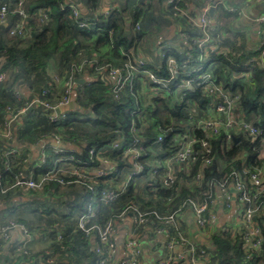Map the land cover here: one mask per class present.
<instances>
[{"label":"crops","instance_id":"obj_1","mask_svg":"<svg viewBox=\"0 0 264 264\" xmlns=\"http://www.w3.org/2000/svg\"><path fill=\"white\" fill-rule=\"evenodd\" d=\"M139 1L146 2L149 5V10L138 23V27L145 32V36L134 52L145 61L149 69L157 66L161 68V60L157 56L159 48L165 47L171 51L173 50L175 53L186 49V43L180 38L182 22L171 15L167 4L168 0H98V6L95 11L87 7L85 0H62L64 4H73L91 26L94 25V20H96L98 13L102 10L114 11L126 6L128 9L127 15L131 17ZM184 1L187 13L192 19L198 18L200 10L207 6L211 7L215 1H221L224 6L244 7L245 15L243 16H234L227 13L224 6L220 9H213L211 21H213V26L216 29L213 32V37L216 34L221 35L219 48L229 49L228 45H231V43L237 44L243 39L247 51L251 53L255 51L257 41L261 37V27L255 22V19L264 12V2L262 0ZM16 19L17 17H8L4 22H0V73L4 72V70L13 71L9 69L13 66L7 64L5 55L1 52H5L13 45L12 41H9L10 38L7 31ZM151 21L152 24L150 25ZM73 33H76V30L68 28L66 30V39H69ZM31 37H33V30L30 27L29 36L26 37L25 42H29ZM15 48L16 50H20L22 49V45H17ZM59 56L58 54L47 62L44 76L36 73V75L31 74V78L21 76L14 79L12 92H14V95L18 94V99L12 103L14 111L20 112L44 88H48L47 101L51 105L62 98L64 81L68 70L67 66L59 64ZM216 67L217 62L215 61L213 69ZM241 75L244 76V73ZM11 80L12 78L5 80L2 83L5 84L3 86L7 88L9 84L11 85ZM92 82H96V84L91 85ZM110 82L111 80L104 74H97L95 71L86 70L83 74L77 75L70 98L71 104L74 103L76 106L72 111L82 113L85 118L92 119L93 114L90 111V106L87 104L91 99H103L105 100L104 106L107 107L111 103ZM3 89L0 88V158L5 150L11 148L18 149L20 155L12 158L13 170H22L25 175L32 177L33 171L38 168L39 164L43 163L47 158H52V156L54 157L52 159L54 167L56 157L53 153V142H60L62 147L60 149L63 150H73L77 153L80 151L84 144L80 140L63 141L58 137L57 141H54L55 129L51 128L47 119L48 111L42 109L40 106H33L24 113H20L10 126V137L5 138L3 124L8 117L7 105L10 104V99H8V94H3ZM123 97L132 100L134 106H139L142 110L150 106L151 100L154 98L145 80L143 78L139 79L138 76L133 82L132 90L126 89ZM172 98L174 100L173 103H175L176 99ZM206 100L207 105L201 111L202 113H200L204 117L214 118L213 100L210 98ZM188 104L189 107H194L190 102ZM234 114L237 115V112L234 111ZM142 121L143 126H146L147 122L144 119ZM77 126L85 127L81 124ZM184 137L176 135L173 140L182 142ZM111 143L98 150L100 158L111 162L105 164L100 160H95L96 163L93 165L95 168L101 167L106 170L112 167L113 164L117 169L119 168V173L115 179L107 177L104 178L103 183L101 182L104 189L112 188L115 185L117 187L122 185L126 175L134 169L133 162L127 155L123 154V161L119 159L121 163L118 160H112L111 154L115 150L111 149ZM160 153L159 145L153 142L147 148L146 155L145 151H143V157H146L138 163L140 165L144 164L146 167V169L142 167L141 174L143 170L144 173L142 175L139 174L128 185L126 191L110 205H102L97 200L94 202L91 200L87 203V189L79 185L63 187L49 183L42 190L23 192L20 189H14L8 191L6 195L0 193V224L18 222L28 228L32 237L29 250L33 256V264H46L41 258V255L46 251H53L55 254V260L52 264H84L82 254L85 257L91 254L93 251V241L84 238L77 231L76 223L80 214L86 211L89 204H92L91 206L95 210L98 220L102 222L106 217L119 212L124 209L126 204L132 202L127 201L128 196L121 197L130 186H132L134 194L138 196L141 202L156 203L160 202V199L156 195L160 179L162 180L168 173L176 176V178L180 176V178H186V166L171 164L169 167H166V158H159ZM21 155H25L27 161L21 160ZM59 165L62 168H69L70 166L66 162H60ZM159 166L161 167V174L157 176V180H154L150 176L149 171ZM11 177L10 173L2 176L3 187L9 185ZM189 182L186 181V184L189 185ZM214 194L216 202L210 208L212 217L204 230H200L196 226L193 214L188 208H184L180 212L178 227L181 234L186 236L191 244L207 251L206 257L198 254L189 255L186 264H203L205 262L208 264H218L216 250L211 242L212 235L225 230L228 238L234 240V237L238 233L240 217L236 200L232 197L229 202H226V200L223 201V198L216 191ZM141 202L139 206L143 210H149L148 208L150 207H146ZM155 229L156 226L153 222H148L145 225L136 224L133 222L130 214L116 220L111 236L116 247V257L114 260H118L121 256H124L126 253L125 243L131 239L136 240L140 246L137 264H158L159 261L167 258L170 251L164 247L166 236L156 235ZM172 233H175L174 230H172ZM57 235L64 236L62 248L56 242L55 237ZM8 237V242L2 243L0 241L2 244L0 246V254L2 257L5 256V258L0 257V261L6 260L4 264H13L15 258L11 254V249L22 240V234L19 229H12L9 231ZM171 264L179 263L172 259Z\"/></svg>","mask_w":264,"mask_h":264},{"label":"built area","instance_id":"obj_2","mask_svg":"<svg viewBox=\"0 0 264 264\" xmlns=\"http://www.w3.org/2000/svg\"><path fill=\"white\" fill-rule=\"evenodd\" d=\"M179 0H168L167 4L171 7V15L175 19H186L187 24L195 27L199 31V37L188 38L185 33H180V38L186 43L190 41L192 47L197 50L195 58H191L187 48L183 51H177L178 55H182L184 60L178 62L176 57L171 55V51L165 47L159 48L157 56L163 62L164 70L160 72L158 66L149 69L145 61L134 54V50L130 49L127 53L130 59H127L119 66H111L110 64H100L94 67L97 74H104L110 82V96L115 102H119L123 98V94L128 89L132 90L134 80L137 78L138 73H142V78L145 80L149 87V91L154 98L166 99L171 96L176 99L175 104L181 105L185 91L191 90L192 92L201 89L204 97L213 100V113L214 118L204 117L197 118V126L200 127L208 136H213L219 130L225 131L226 139L228 142L234 141V136L238 131H244L250 136L260 134V130L252 123L239 119L234 111L239 104V94H231L227 90H223L218 86L211 74L215 58L220 56L227 57L230 53L229 49L219 48L220 34L214 35L216 30L213 26L212 18L209 16V9H220L224 6L221 1L213 2L212 6L205 7L200 10L198 18L192 19L187 13V10L180 8L177 3ZM24 1L18 0L14 7L10 9L8 4L0 5V22H4L8 18L9 12H12L17 19L11 25L9 36L12 38H25L27 34L26 13L24 11ZM227 13L243 16L245 15L244 7L224 6ZM62 11H68V18L72 24L81 30L89 29L92 26L81 16L79 10L73 4L60 5ZM109 10H102L98 13L99 16H107ZM37 16L41 22L47 23L48 17L45 10H38ZM255 22L261 27V37L257 41L256 50L259 51L256 57H246L242 60L241 64L249 72L255 68L264 69V12L257 16ZM139 27L137 26V29ZM238 44V43H237ZM92 61L82 60L78 64H71L69 73L64 81V92L62 98L51 105L47 101L46 92H41L36 98L31 100L27 106L20 110L14 111L12 108L7 107L8 117L4 121V137H10V126L17 119L20 113H24L33 106H40L42 109L48 111L47 119L49 122L61 120L65 116L64 113H56L59 107L68 106L71 104V95L75 78L81 74L86 66L92 65ZM246 76V73H244ZM7 79L6 72L0 73V84ZM18 99V94H15ZM133 115L141 118L138 109L133 110ZM196 112L189 113V118L195 116ZM198 115V113H197ZM142 119V118H141ZM132 140L129 145L124 148L123 154L133 162V171L129 172L122 185H115L112 188H103L100 181L104 178L111 177L115 179L118 169L113 164L108 170L93 165H79L76 157V151H66L60 148H53L54 156L56 157L54 167L47 173L40 175L38 179L28 177L22 170L12 169V158L20 155V151L16 148L7 149L3 152L0 158V193L6 195L8 191L20 189L23 192L31 190H42L49 183H56L59 186L68 187L72 185L83 186L87 191L92 192V202L98 201L102 205H110L115 202L118 197L123 194L128 185L132 183L135 178L141 174L142 166L138 163V159L143 156V139L140 136L141 132L133 123L131 126ZM182 142L174 143L177 149L170 154L165 161V166L169 167L171 164H177L187 167L186 174H190L195 162L198 160L200 154L205 156L203 158L204 165L210 164L211 160L206 156L209 153V144L207 140L200 141V152L195 151L193 144L196 142L194 137L190 134L183 135ZM57 137L54 136V141ZM165 139V135L161 131L155 134L154 144L160 145ZM112 150L121 151V142L114 141L110 145ZM99 151L90 149L88 151L91 160H100L105 164L111 161H105L98 156ZM260 158L264 159V144L260 151ZM21 160L27 161L25 155H21ZM60 162H66L69 168L59 167ZM161 167H155L149 171L150 176L155 180L159 175ZM7 172L12 175L9 185L3 187L2 173ZM231 181L228 183L220 181L215 184V190L222 198L223 201L229 202L233 197L238 205L240 228L238 230L241 239V248L247 259L251 255H258L261 251L262 238L260 230L257 226L255 218L259 215H264V175L260 170L249 172L243 169L241 172H231ZM177 178L168 173L162 180L160 179L159 187L169 189L175 185ZM203 180L201 171H198L193 176L194 184H200ZM102 186V189H100ZM177 192V190H175ZM216 202L215 194L205 191L201 194L199 199H186V201L177 207L175 210L162 214L156 210H143L137 203L129 202L124 209L117 213L109 215L104 221H99L95 210L89 204L86 211L77 219L76 229L83 234L86 239L93 241V252L98 257L97 264H137V256L140 252L139 243L136 240H127L125 243L126 253L118 260L116 257V247L112 239V231L116 220L122 219L127 214L132 216L133 222L138 225H145L148 222H153L156 226L155 233L158 236H166L164 247L168 249L169 255L167 258L159 261L158 264H171L172 259L179 264H186L189 255H201L206 257L207 251L189 242L186 236L181 234L178 227V219L180 212L184 208H188L194 217L196 226L200 230L206 228L207 223L212 217L211 206ZM12 229H19L22 234V240L15 244L11 249L13 255V264H33V256L29 250V244L32 239L31 234L26 226L18 222H8L7 224H0V241L6 243L9 240L8 233ZM174 230L175 233H172ZM225 231V230H223ZM221 231V232H223ZM57 244L60 248L63 246L64 236L57 235L55 237ZM42 260L46 264H52L55 260L53 251L45 252L41 255ZM208 264V263H203ZM264 264V263H262Z\"/></svg>","mask_w":264,"mask_h":264},{"label":"trees","instance_id":"obj_3","mask_svg":"<svg viewBox=\"0 0 264 264\" xmlns=\"http://www.w3.org/2000/svg\"><path fill=\"white\" fill-rule=\"evenodd\" d=\"M17 1L0 0V5L6 3L12 9ZM262 1L264 2V0ZM62 3V0L24 1L23 8L27 17L26 24L28 29L26 37L29 36V28L31 27L33 30V37L30 38L29 42H25L26 37H10L9 27L7 33L10 38L9 41H12L13 45L10 49L5 52L2 51L1 53H4L7 64L14 67L9 68L13 70L11 72L4 70L7 79L10 80L12 78V82L7 88L3 86L5 84H0V88H5L3 89V94H8V99H10V104L7 107L13 109L12 103L17 100L14 92H12L14 79L21 76L31 78L30 75H36V73L44 76L47 62L58 54L60 55L59 64L61 66H67L68 73L71 64H78L82 60L92 61V65L86 66L83 70L81 73L83 74L86 70L94 71V67L100 64L119 66V64L131 58L127 52L130 49L135 51L144 39L145 32L140 28L137 29L139 21L149 10V5L144 1L138 2L131 17H128V9L125 6L110 11L107 16L97 15L96 20L93 22L94 25L85 30L78 29L72 24L68 18V11H62L60 9ZM85 3L92 11L97 9L98 0H85ZM177 5L186 10L184 0H179ZM38 10L46 11L48 17L47 23L40 21L37 16ZM8 17L16 18L12 12H9ZM179 20L182 22L181 33L187 34L189 39L199 37V31L195 27L188 25L186 19ZM151 24L152 21L150 22ZM68 28H74L76 33H73L69 39H66V30ZM17 45H22V49L16 50L15 47ZM228 46L230 53L227 57L220 56L214 59L217 62V67L212 70L211 74L214 82L223 90H227L231 94H239V104L235 110L237 117L246 122H250L253 118L254 122L252 124L260 130L259 135L250 136L248 133L240 130L234 135L236 139L228 142L225 131L221 129L216 135L208 136L196 124L197 118H204L201 111L207 105V98L204 97L201 89H197L195 92L191 90L185 91L181 105L173 103L174 100L171 96L166 99L153 98L150 106L143 110L139 106L135 107L133 101L126 97H123L119 102L111 99V103L107 107L104 106L105 100L91 99L87 105L90 106L93 118L87 119L84 117V114L76 113L72 110L65 112L63 119L49 122L51 128L55 129L54 136L56 135L57 138L59 137L63 141L80 140L84 142L83 147L76 153V157L80 162L79 165L85 164L88 166L95 165L96 163V161L89 158L88 151L93 149L96 152L114 140L121 142L122 150L112 152L111 158L112 160L119 161L120 159L123 161L124 148L132 140V123L140 129L145 155L149 145L152 142L154 143L157 131H161L165 135V139L159 145L161 150L159 158L164 159L177 149L173 141L176 135H192L196 140L193 148L197 152L201 151L199 148L200 141L207 140L209 153L206 156L211 160L210 164L204 165L203 158L205 156L200 154L191 173L186 178L178 177L175 185L169 189L158 186L156 195L160 199V202H141L138 196L134 194L132 186L121 196H128L127 201L135 202L138 205L141 202L146 207L149 206V210H156L160 213H169L175 210L186 199H199L205 191L214 194V186L217 182L225 181L228 183L231 181V172H241L245 168L249 172L260 170L264 175V159L259 156L264 144V69L255 68L247 72L241 64V60L246 58V56L256 57L259 51L256 49L253 53L247 51L243 39L238 44L231 43ZM186 48L191 58H195L197 50L194 46L192 47L190 41L186 42ZM170 54L175 56L179 63L184 60L183 54L178 55L173 50ZM160 67V72H163V62H161ZM243 73H246V76H242L241 74ZM137 76L139 79L142 78V73H138ZM95 84L96 82L91 83V85ZM44 91L48 96V88L42 89L39 95ZM188 102L196 105L197 109L189 107ZM135 109H138L141 118L147 122L146 126H143L141 118L132 114ZM192 111L196 112V115L189 118V113ZM80 124L85 127L77 126ZM145 157H140L138 162L143 161ZM53 158L52 156V158H47L43 163H40L38 168L33 171L32 178L38 179L40 175L50 171L53 168ZM13 166L15 167V165ZM141 166L146 169L144 164ZM198 171L202 172L203 180L197 185L193 182V176ZM4 174L8 173L3 172L2 176ZM103 181L104 179L100 181L101 185ZM186 181H190V184H186ZM50 184L58 185L52 182ZM100 189H102V186H100ZM87 192V203H89L93 199V194L92 192ZM255 220L262 238L260 254L257 256L252 254L250 259H247V256L244 255L241 248L239 232L234 237V240H230L227 232L223 231L213 234L211 237L212 245L216 250L218 264L264 263V215H259ZM82 256L84 264H97L98 257L93 251L88 257H85L83 254ZM0 257H2L1 254ZM2 258H5V256ZM4 261L6 260L0 261V264H4Z\"/></svg>","mask_w":264,"mask_h":264},{"label":"water","instance_id":"obj_4","mask_svg":"<svg viewBox=\"0 0 264 264\" xmlns=\"http://www.w3.org/2000/svg\"><path fill=\"white\" fill-rule=\"evenodd\" d=\"M209 16H210V17L213 16V8H210V9H209ZM75 107H76V106H75L74 103H73V104H70V105H68V106L59 107V108L56 110V113H64V112H66V111H69V110L74 109ZM52 146H53L54 148H62L60 142H53V143H52Z\"/></svg>","mask_w":264,"mask_h":264},{"label":"rangeland","instance_id":"obj_5","mask_svg":"<svg viewBox=\"0 0 264 264\" xmlns=\"http://www.w3.org/2000/svg\"><path fill=\"white\" fill-rule=\"evenodd\" d=\"M194 109L196 108L197 109V106L196 105H194V107H193Z\"/></svg>","mask_w":264,"mask_h":264}]
</instances>
